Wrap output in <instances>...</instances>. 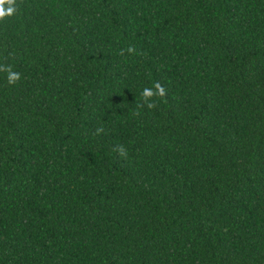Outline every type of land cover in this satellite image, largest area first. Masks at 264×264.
I'll return each instance as SVG.
<instances>
[{
	"label": "trees",
	"instance_id": "16d2710c",
	"mask_svg": "<svg viewBox=\"0 0 264 264\" xmlns=\"http://www.w3.org/2000/svg\"><path fill=\"white\" fill-rule=\"evenodd\" d=\"M0 264H264V0H0Z\"/></svg>",
	"mask_w": 264,
	"mask_h": 264
}]
</instances>
